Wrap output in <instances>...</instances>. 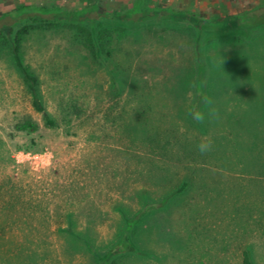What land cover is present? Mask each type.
<instances>
[{
  "label": "rangeland",
  "instance_id": "obj_1",
  "mask_svg": "<svg viewBox=\"0 0 264 264\" xmlns=\"http://www.w3.org/2000/svg\"><path fill=\"white\" fill-rule=\"evenodd\" d=\"M96 1L110 14L135 0H0V12L20 4L73 10ZM143 4L223 17L264 0ZM105 20L114 58L127 71L115 109L127 112L125 129L110 119V60L94 58L77 30L31 29L22 44L23 62L38 77L56 126H47L44 114L34 110L9 54L0 52V224L13 228L16 222L12 209L1 208L15 190L22 202H41L48 212L55 204L74 210L72 230L84 232L75 239L55 230L51 212V218L39 216L41 223L25 230L29 239L16 228L0 233V264H98L87 242L104 252L121 234L125 216L143 207L145 195L159 202L173 192L166 211L146 218L136 233L145 254L120 255L114 264H264V177L259 176L264 173V32L249 42L227 38L206 44V59L213 64L209 81L217 89L211 108L218 114L208 115L207 136L187 117L195 92L189 34L154 22L132 30ZM186 70L188 87L176 91ZM141 111L158 130L177 138L167 153L136 132ZM26 120L38 125L36 132L16 128ZM207 137L217 146V159L193 161L187 149ZM194 174L201 176L197 186L176 195L181 180Z\"/></svg>",
  "mask_w": 264,
  "mask_h": 264
},
{
  "label": "trees",
  "instance_id": "obj_2",
  "mask_svg": "<svg viewBox=\"0 0 264 264\" xmlns=\"http://www.w3.org/2000/svg\"><path fill=\"white\" fill-rule=\"evenodd\" d=\"M109 17L110 21L116 23L122 29L130 28L137 30L148 23L151 24V22H154L164 27L183 29L189 34L195 56L193 61L195 92L193 105L189 108L187 117L200 132H204V135L207 136L210 126L208 124V113L217 89L209 81L210 68H212L213 64L209 65L206 59V44H212L218 40L227 38L249 42L258 33L264 32V4L250 10H243L223 17H205L163 5H155L152 7L144 6L143 0H135L131 7L110 14L100 10L98 1L83 8L73 10L58 6L20 4L2 11L0 12V52L6 51L9 54L15 68L21 76L22 83L30 97L32 107L34 110L44 114L45 124L47 126H56L57 121L46 112L39 88L38 77L23 62L22 44L31 29H49L58 26H68L73 30H77L76 36L82 37L84 46L94 58H100L105 61L110 60V83L108 89L112 101L110 105V119L112 121H118L119 126L125 129L129 118L128 114L123 109H115L119 105L121 93L125 88L123 81L127 71L124 62H120V60L114 58L113 49L111 48V35L107 30H104L105 27L102 25L106 21L105 19ZM189 71L186 70L184 74H181L186 81L180 82L179 87L175 86L176 91L187 89L190 78ZM205 98L211 100L212 103L206 104ZM70 107H73L75 110L79 109L76 104H72ZM193 109L204 113L205 120L203 123H197L192 119L190 112ZM138 113L137 118L140 119L142 116L143 118L136 132L148 140L152 146L159 148V153H167L170 145L176 143L177 138L173 135H168L163 130H158L155 125L151 124L150 119L145 118L144 111ZM16 128L21 131L33 133L37 131L38 125L34 121L26 120L16 124ZM206 139L208 140V137ZM187 150L193 161L197 160L198 157H201L203 160L208 159L209 161L211 159H217L215 153L217 146L213 144L204 153L199 152L197 147ZM259 176L264 177V173H260ZM200 177L198 174H194L193 178L189 176L183 178L177 189H175L176 195L189 193L194 186H197L201 180ZM18 193L20 194V191ZM18 193H15V190H13L11 200L3 202L1 205V208L4 210L7 209L9 211V209H12V213H14L13 215L16 218L13 228L6 223L0 224L1 234H4L3 232L7 230L12 232L16 228V230L23 232L24 239H29L30 236L25 230L34 222L41 223L42 219L39 216L46 218L47 215L51 218L53 214V218L56 219L57 223L55 228L57 232L68 234L75 239L84 235V232L80 234L72 230L74 210L63 209L59 204H55L54 210L48 212L41 202H33L32 200L27 203L22 202V198ZM173 193L169 196H163L159 202L145 195L146 202L143 204V207L137 213L125 216L121 234H119L118 239L112 245H109L104 252L93 250L87 242L86 246L93 251L98 264H114L117 256L120 255H144V250L137 246L138 244L135 240L136 233L142 221L146 218L155 213L166 211L168 202L174 196ZM18 203H21V209L17 207ZM25 209L31 210L35 216L27 214ZM60 218L64 220L61 221L59 220ZM63 223H66V225H63ZM246 252L247 258H252L250 246ZM199 264L203 263L199 262Z\"/></svg>",
  "mask_w": 264,
  "mask_h": 264
},
{
  "label": "clouds",
  "instance_id": "obj_3",
  "mask_svg": "<svg viewBox=\"0 0 264 264\" xmlns=\"http://www.w3.org/2000/svg\"><path fill=\"white\" fill-rule=\"evenodd\" d=\"M222 64H223V61H222ZM205 102L206 104H211L212 101L211 100H208L207 98H205ZM209 116L210 117H216L218 114L216 112V109L214 108H211L209 109ZM190 115L192 117V119L197 122V123H203L204 120H205V115L203 112L199 111V110H196V109H193L191 112H190ZM198 150L201 152V153H204L206 151H208L211 147V141L210 140H204L202 141L198 146Z\"/></svg>",
  "mask_w": 264,
  "mask_h": 264
}]
</instances>
